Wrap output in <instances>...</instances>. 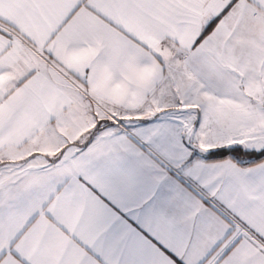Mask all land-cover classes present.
I'll list each match as a JSON object with an SVG mask.
<instances>
[{
    "label": "snow or ice",
    "instance_id": "snow-or-ice-1",
    "mask_svg": "<svg viewBox=\"0 0 264 264\" xmlns=\"http://www.w3.org/2000/svg\"><path fill=\"white\" fill-rule=\"evenodd\" d=\"M0 264H264V0H0Z\"/></svg>",
    "mask_w": 264,
    "mask_h": 264
}]
</instances>
